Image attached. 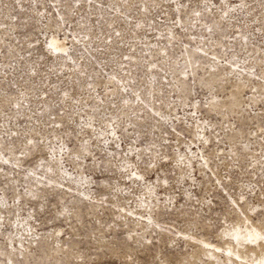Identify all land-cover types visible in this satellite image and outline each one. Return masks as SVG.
I'll return each mask as SVG.
<instances>
[{"label": "rangeland", "instance_id": "1", "mask_svg": "<svg viewBox=\"0 0 264 264\" xmlns=\"http://www.w3.org/2000/svg\"><path fill=\"white\" fill-rule=\"evenodd\" d=\"M236 225L264 230V0H0V264H253Z\"/></svg>", "mask_w": 264, "mask_h": 264}, {"label": "bare ground", "instance_id": "2", "mask_svg": "<svg viewBox=\"0 0 264 264\" xmlns=\"http://www.w3.org/2000/svg\"><path fill=\"white\" fill-rule=\"evenodd\" d=\"M50 44L54 45L53 46L54 49L61 47V44L56 39H51ZM61 48H63V47H61ZM144 222H146V221H144ZM166 231H167V229H166ZM227 233L231 237V239H232L231 241H233L235 244V249L229 248V251H227V252H229V253H227V256H226V259L228 262L231 263V260H232L231 255L232 254L239 255V251H242L246 256L249 257L248 260L250 262H252L253 264H264V239H260V237H264V230L263 229L261 230V228L259 229V227H256L253 225L245 226L244 228L243 227L241 228L240 226L236 225V226H233L232 228H230ZM203 244H205V243H203ZM252 245L254 248L251 247ZM213 247H211L209 245V247L207 246V248L203 249L211 257L209 260L210 264H222V263H219L217 261L218 259H215L216 252H215V249ZM238 263L243 264L241 262H238Z\"/></svg>", "mask_w": 264, "mask_h": 264}, {"label": "snow or ice", "instance_id": "3", "mask_svg": "<svg viewBox=\"0 0 264 264\" xmlns=\"http://www.w3.org/2000/svg\"><path fill=\"white\" fill-rule=\"evenodd\" d=\"M54 45L53 44H49V47H53ZM260 239H264V237H260Z\"/></svg>", "mask_w": 264, "mask_h": 264}]
</instances>
